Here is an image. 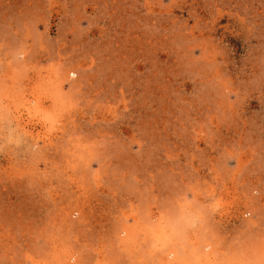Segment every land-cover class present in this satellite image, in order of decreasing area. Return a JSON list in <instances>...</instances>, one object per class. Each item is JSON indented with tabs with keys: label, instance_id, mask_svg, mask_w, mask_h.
<instances>
[{
	"label": "rangeland",
	"instance_id": "374dc122",
	"mask_svg": "<svg viewBox=\"0 0 264 264\" xmlns=\"http://www.w3.org/2000/svg\"><path fill=\"white\" fill-rule=\"evenodd\" d=\"M0 264H264V0H0Z\"/></svg>",
	"mask_w": 264,
	"mask_h": 264
},
{
	"label": "bare ground",
	"instance_id": "6f19581e",
	"mask_svg": "<svg viewBox=\"0 0 264 264\" xmlns=\"http://www.w3.org/2000/svg\"><path fill=\"white\" fill-rule=\"evenodd\" d=\"M173 254H169V257L172 256ZM173 258V257H172Z\"/></svg>",
	"mask_w": 264,
	"mask_h": 264
}]
</instances>
